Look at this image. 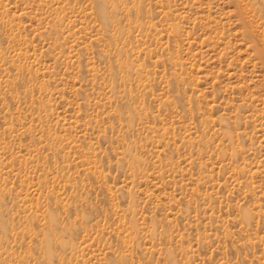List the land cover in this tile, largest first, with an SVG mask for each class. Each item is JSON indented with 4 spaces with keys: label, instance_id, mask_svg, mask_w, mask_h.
<instances>
[{
    "label": "rangeland",
    "instance_id": "374dc122",
    "mask_svg": "<svg viewBox=\"0 0 264 264\" xmlns=\"http://www.w3.org/2000/svg\"><path fill=\"white\" fill-rule=\"evenodd\" d=\"M0 264H264V0H0Z\"/></svg>",
    "mask_w": 264,
    "mask_h": 264
}]
</instances>
